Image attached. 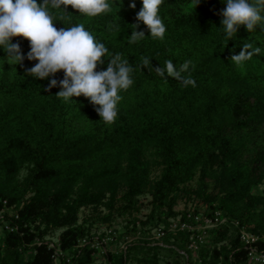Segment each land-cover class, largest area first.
I'll list each match as a JSON object with an SVG mask.
<instances>
[{"label":"trees","instance_id":"obj_1","mask_svg":"<svg viewBox=\"0 0 264 264\" xmlns=\"http://www.w3.org/2000/svg\"><path fill=\"white\" fill-rule=\"evenodd\" d=\"M223 2L200 0L197 6L196 0H163L158 11L166 29L163 37H150L141 24L138 31L145 38L135 42L128 39L129 26L136 23L142 0H107L109 9L95 17L70 6L67 13L63 6L49 7L57 29L82 24L108 49L97 71L106 70L116 53L137 70L130 73L133 84L118 93L116 119L105 123L95 111L98 106L84 96L66 102L56 96L59 87L44 91L48 78L25 77L24 68L9 72L0 67V222L3 218L13 226L1 227L0 264H92V237L80 246L77 238L89 236L94 223H108L132 207L142 192L150 195L148 214L143 220L132 218L110 242L136 231L141 238L117 252L104 251L106 264H158L161 248L177 255L183 249V264H247L232 224L205 229L203 239L226 242L209 254L205 242L198 243L197 260H190L185 250L186 231L163 226V242L151 244L146 238L157 225L149 221L172 215L178 185L196 173L194 192L209 217L217 211L253 232L264 231V21L249 33L241 25L226 39L217 14L226 7ZM185 5L190 8L183 10ZM11 42H19L24 54L29 51L30 42L22 37ZM244 43L260 47V55L240 65L230 62L229 56L239 54ZM3 47L0 58H5ZM142 57L153 68L166 60L177 67L191 60L196 86L184 87L167 73L165 82L154 71H140ZM35 63L24 60L25 67ZM63 76L55 74L57 79ZM21 169L25 173L19 177ZM153 169L158 174L151 178ZM259 183L261 189L252 191ZM3 200L17 217L2 212ZM81 207L93 211L78 222ZM181 219L195 223L184 214ZM56 231L62 253L54 262L53 249L42 239ZM258 246L264 251V240Z\"/></svg>","mask_w":264,"mask_h":264},{"label":"clouds","instance_id":"obj_2","mask_svg":"<svg viewBox=\"0 0 264 264\" xmlns=\"http://www.w3.org/2000/svg\"><path fill=\"white\" fill-rule=\"evenodd\" d=\"M163 0H142V7L136 13V23L130 25V42L145 38V32L140 29L143 24L150 32V37L162 38L166 29L158 11ZM226 7L217 13L222 17L221 28L230 39L237 33L238 27L245 26L247 32H252L261 21H264V0H224ZM200 0H196V5ZM63 6V8L61 7ZM77 10L88 17L99 16L109 9L107 0H0V46L9 65H20L24 68L25 77H34L44 80L48 78V85L44 91L50 92L52 88L59 87L57 97L67 102L69 98L84 96L89 102L98 106L95 108L101 120L112 123L117 116V103L121 99L120 90H127L133 80L130 73L137 70L116 53L108 59L106 70L97 71L98 65H103L108 49L103 43H97L92 34L80 25L57 29L49 7L61 9L67 13L68 7ZM196 6V7H197ZM135 9L134 2L129 4ZM264 31V24H261ZM13 37H22L29 41V51L24 54L20 43H12ZM234 52V51H233ZM261 48L252 43H244L239 54L229 56V61L240 65L253 56L260 55ZM37 61L31 67H25L24 60ZM150 66V67H149ZM191 60L174 66L171 60H166L163 66L153 68L147 57H142L138 69L147 68L158 76L174 78L184 87L196 86L192 78ZM63 72L62 79L55 74Z\"/></svg>","mask_w":264,"mask_h":264},{"label":"rangeland","instance_id":"obj_3","mask_svg":"<svg viewBox=\"0 0 264 264\" xmlns=\"http://www.w3.org/2000/svg\"><path fill=\"white\" fill-rule=\"evenodd\" d=\"M190 8L189 5H185L183 7V10H188ZM6 67L7 70L9 72H14L17 71V69H22V67L20 65H9L6 58H0V67ZM25 173V169H21L20 173H19V177H21L23 174ZM158 174V169H153L150 172V177L153 178ZM211 183H209V187H211ZM197 186V173L190 179H188L187 181L180 183L178 185V188L180 190L175 202L172 205V215H168V216H161L160 218H152L149 222L154 223L157 221V225L158 226H166L167 225V221L169 219H172L173 221H177V219L181 218V215L184 214L186 217H193L194 221H195V226L199 227V226H204V224H206L208 222V219L210 218L207 215V206L206 204L203 202V200L197 196V194H195L194 190ZM262 187V184L259 183L255 186H253L251 188L252 191H259ZM30 195V192L26 193V196ZM149 199H150V195L147 192H142L139 195H137V198L135 200V203L132 207L127 208V209H123L120 213H118V215H116L114 217V219L108 223H94L91 228H90V235L89 236H85V237H78L76 244L77 245H83V243L85 242V239L88 237H92V243L95 247V250L93 251L92 255H93V262L92 264H106L105 261V256L103 254L104 249L111 251V252H117L118 250L121 249V242L119 243V241L117 242H110V239H106V237L109 236H115L117 234V232L119 230H122L125 226H127L129 224L130 226V220L132 218H139L141 220H143L145 218V216L148 214L149 212ZM118 205V204H116ZM99 210H102V207H98ZM92 207H81L79 212H78V222H80L82 220V218H84L85 215H88L89 213H91ZM232 218V217H230ZM146 226H148V224H146ZM246 226V225H245ZM248 229H250V226H246ZM154 228V227H152ZM206 228H210V227H206ZM150 230V229H149ZM254 233H264V231L262 232H254ZM57 234L58 231L56 232H51V233H46L43 236L42 241L47 242L50 241L52 243H54L57 239ZM131 235V234H130ZM129 235V236H130ZM82 239H84V242H82ZM37 240L40 242L41 240L37 238ZM136 239H133L132 241H134ZM131 241V242H132ZM153 242H157V243H161L163 242L162 240H160V238L158 240H154ZM153 242L151 244H153ZM202 242H205V247L203 249H206L207 254L210 253L211 249L214 247H218L220 244L226 242V240H222L220 242H213L211 239L209 240L208 237H206V239L202 238ZM127 244V243H126ZM123 245V246H126ZM165 245H168V243H163ZM123 249V248H122ZM61 250V249H60ZM105 250V251H106ZM190 260H197L198 256H199V251L200 249H196V250H191L189 248L185 249ZM62 251L59 253L61 254ZM180 253L181 255H177L175 254L173 251L169 250L168 248H161L160 250H158V264H167L171 263V264H183L185 262V258H186V254H184L183 249H180ZM137 255H145V253H142V251H137L136 252ZM220 264V263H218Z\"/></svg>","mask_w":264,"mask_h":264},{"label":"built area","instance_id":"obj_4","mask_svg":"<svg viewBox=\"0 0 264 264\" xmlns=\"http://www.w3.org/2000/svg\"><path fill=\"white\" fill-rule=\"evenodd\" d=\"M2 212L7 213L8 215H13L14 217H17L16 211L12 208V206H6L5 200H3V209ZM2 216V213H0V217ZM230 225L236 227V234L237 237L242 244V246L246 250V256H247V264H264V251H262L258 246V241L264 240V233H254L250 229H248L245 225H238L236 220L227 219L226 217H220L219 212L215 211L213 214V217L210 216L208 219V222L204 224V226H195V223H190L186 220L177 219V221H173L172 219H169L167 221V230L172 231H186L188 233V243L187 248L191 250L198 249L199 245L198 243L202 242L203 234L205 233L206 227H218L220 225ZM3 225V226H2ZM1 227L4 229L12 230L13 226L8 224L4 221L2 218L0 222V230ZM16 228V226H15ZM164 234L163 226H158L151 228L149 231H147V236L151 242L154 240H158L161 238V236ZM141 238V231H136L133 235H124L119 243L121 242V249L125 248L126 243H130L133 239ZM106 239H111V236L106 237ZM35 242L39 243V241L36 239ZM82 242H84V239H82ZM49 248L53 249V259L54 262L56 260V254L60 253L61 250L58 245V239L54 243L47 241L45 242ZM84 244V243H83ZM93 245V243H92ZM106 249H104L105 251ZM103 251V252H104Z\"/></svg>","mask_w":264,"mask_h":264}]
</instances>
